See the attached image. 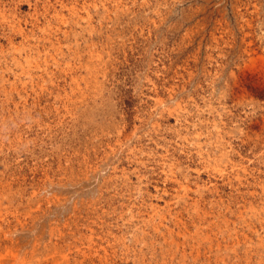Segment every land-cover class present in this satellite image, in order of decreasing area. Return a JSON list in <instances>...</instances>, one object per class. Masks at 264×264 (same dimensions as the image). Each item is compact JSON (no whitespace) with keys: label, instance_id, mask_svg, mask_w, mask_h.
I'll return each instance as SVG.
<instances>
[{"label":"rangeland","instance_id":"rangeland-1","mask_svg":"<svg viewBox=\"0 0 264 264\" xmlns=\"http://www.w3.org/2000/svg\"><path fill=\"white\" fill-rule=\"evenodd\" d=\"M0 264H264V0H0Z\"/></svg>","mask_w":264,"mask_h":264}]
</instances>
